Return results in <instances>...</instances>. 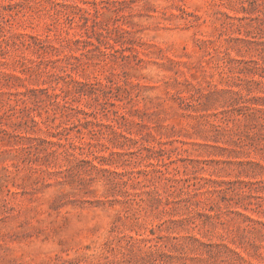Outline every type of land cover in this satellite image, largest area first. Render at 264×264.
Wrapping results in <instances>:
<instances>
[{
	"label": "rangeland",
	"instance_id": "rangeland-1",
	"mask_svg": "<svg viewBox=\"0 0 264 264\" xmlns=\"http://www.w3.org/2000/svg\"><path fill=\"white\" fill-rule=\"evenodd\" d=\"M0 264H264V0H0Z\"/></svg>",
	"mask_w": 264,
	"mask_h": 264
}]
</instances>
